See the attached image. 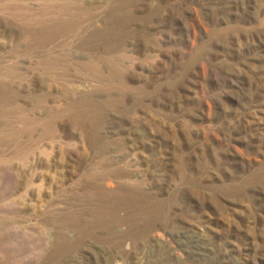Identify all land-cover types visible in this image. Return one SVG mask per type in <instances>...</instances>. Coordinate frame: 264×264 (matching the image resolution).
Masks as SVG:
<instances>
[{
  "label": "rangeland",
  "instance_id": "obj_1",
  "mask_svg": "<svg viewBox=\"0 0 264 264\" xmlns=\"http://www.w3.org/2000/svg\"><path fill=\"white\" fill-rule=\"evenodd\" d=\"M0 264H264V0H0Z\"/></svg>",
  "mask_w": 264,
  "mask_h": 264
}]
</instances>
